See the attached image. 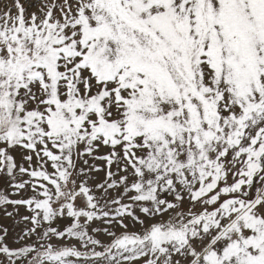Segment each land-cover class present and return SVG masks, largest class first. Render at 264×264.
I'll return each instance as SVG.
<instances>
[{
  "label": "snow or ice",
  "instance_id": "1",
  "mask_svg": "<svg viewBox=\"0 0 264 264\" xmlns=\"http://www.w3.org/2000/svg\"><path fill=\"white\" fill-rule=\"evenodd\" d=\"M13 3L0 264H264V0Z\"/></svg>",
  "mask_w": 264,
  "mask_h": 264
},
{
  "label": "rangeland",
  "instance_id": "2",
  "mask_svg": "<svg viewBox=\"0 0 264 264\" xmlns=\"http://www.w3.org/2000/svg\"><path fill=\"white\" fill-rule=\"evenodd\" d=\"M20 2L24 5L25 9H26V16L30 15L32 12H37V14L39 15V9L41 8V6L45 3H51L52 0H20ZM57 2H60V0H57ZM6 8H11L13 14H15L16 9L14 7V3L13 0H0V14L3 13V11L6 10ZM91 163V161H90ZM97 163L99 164L100 162L97 161ZM49 171H51V169L49 168ZM103 177V172L99 173L97 175V179H100ZM24 179H28V177H24ZM5 186L2 182H0V189H3ZM31 195V191L30 189L21 193L20 196H12L11 198L13 199H18L21 197L27 198V196ZM9 211H13V209L11 207H9L8 209ZM21 214H27L25 209L21 208L20 209ZM17 220H19V216L16 217ZM0 224H4L6 226L9 227L10 230V234L11 237L14 239L17 235V233L24 227L23 223L20 224H16L15 221H13L12 219L6 217L3 215L2 212H0ZM58 228H61L63 226H65V222L61 221V223H58L56 225H54ZM96 226V225H94ZM100 227H106V225H99ZM138 228V226H137ZM113 231H115L117 233V235L120 233L121 229L119 228H113ZM130 231H134L136 229L134 228H130ZM96 238L99 239L102 243H110L111 242V237L105 235V234H97ZM54 244H56L57 246H63V245H75L78 249L80 250H84L83 248H81L79 242L75 241L72 238H67V239H62V240H53L52 241ZM15 246V245H12ZM139 264H143V261L141 260L139 262Z\"/></svg>",
  "mask_w": 264,
  "mask_h": 264
}]
</instances>
